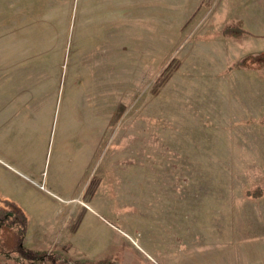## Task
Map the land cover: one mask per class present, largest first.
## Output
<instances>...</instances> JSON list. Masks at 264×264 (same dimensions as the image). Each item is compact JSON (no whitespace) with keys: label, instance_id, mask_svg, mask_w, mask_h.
I'll return each instance as SVG.
<instances>
[{"label":"rangeland","instance_id":"1","mask_svg":"<svg viewBox=\"0 0 264 264\" xmlns=\"http://www.w3.org/2000/svg\"><path fill=\"white\" fill-rule=\"evenodd\" d=\"M129 6L0 0V81L15 79V98L36 109L21 125L46 178L57 179L61 150L80 166L99 148L82 246L28 247L73 261L264 264V194H248L264 188V66L237 64L264 52V0ZM91 84L93 104L81 98ZM86 199L77 204L89 208ZM36 200L37 213L56 212L53 198ZM0 264L52 263L11 253Z\"/></svg>","mask_w":264,"mask_h":264},{"label":"crops","instance_id":"2","mask_svg":"<svg viewBox=\"0 0 264 264\" xmlns=\"http://www.w3.org/2000/svg\"><path fill=\"white\" fill-rule=\"evenodd\" d=\"M133 2L134 0H130V10H133ZM125 15L126 17L129 16L128 9ZM109 51H111L110 47L106 52L107 58L110 57ZM98 72L102 75L100 70ZM4 76L7 77V75ZM114 85L112 87L111 81L109 85H106V91L113 89L116 92V84ZM94 88V84H91L81 98L93 104L96 97ZM20 89L17 88L15 79L13 82L10 80L0 81V196L14 200L25 209L29 220L24 239L26 246L32 244L61 246L66 242H68V246H82L78 238L80 227L86 213L96 212L92 203L95 194L86 199V193L87 185L91 184H89V180L92 174L93 160L99 148L92 147L88 157L80 166L72 163V152L61 150L58 153L56 164L57 179L49 180L46 178V172L39 165L37 149L36 147L33 148L31 138L27 133H24L21 125V120L27 116V113L36 116V109H32V106L29 105L30 101L15 98L17 90ZM97 96L100 100V94ZM63 161L69 163L67 174L63 173ZM42 183L47 189L43 190L40 187ZM58 190L69 191L71 197L65 199L58 193L60 192ZM37 193L38 195L42 193L55 200L56 212L54 214L46 215L45 210L37 213L38 208L39 210L42 209L36 200L38 198ZM82 197L90 202L89 208L77 204L78 198ZM79 214H81V221L72 230L71 220L77 218Z\"/></svg>","mask_w":264,"mask_h":264},{"label":"trees","instance_id":"3","mask_svg":"<svg viewBox=\"0 0 264 264\" xmlns=\"http://www.w3.org/2000/svg\"><path fill=\"white\" fill-rule=\"evenodd\" d=\"M234 27V26H233ZM227 33L238 35L240 29L228 26ZM245 31V30H242ZM176 60H173V64ZM243 67L261 68L264 66V52L248 54L238 63ZM170 66L167 67L169 69ZM249 195L260 197L264 194V188L261 186L250 190ZM28 215L25 209L14 200L0 197V255H9L18 253L21 257L32 262H51L52 264H116V262L104 258L101 260H70L61 255L48 250L37 251L24 244L25 235L28 228Z\"/></svg>","mask_w":264,"mask_h":264},{"label":"built area","instance_id":"4","mask_svg":"<svg viewBox=\"0 0 264 264\" xmlns=\"http://www.w3.org/2000/svg\"><path fill=\"white\" fill-rule=\"evenodd\" d=\"M41 185V188L43 189H47L46 186L44 185V183L40 184Z\"/></svg>","mask_w":264,"mask_h":264}]
</instances>
